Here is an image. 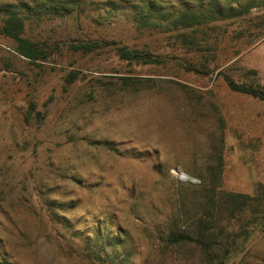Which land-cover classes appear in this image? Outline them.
Segmentation results:
<instances>
[{"label":"rangeland","instance_id":"374dc122","mask_svg":"<svg viewBox=\"0 0 264 264\" xmlns=\"http://www.w3.org/2000/svg\"><path fill=\"white\" fill-rule=\"evenodd\" d=\"M22 1L0 0V29L5 5ZM136 1L77 0L54 16L34 10L23 37L48 47L44 61L18 55L0 33V236L16 264H91L73 235L86 234L94 218L127 233L133 264H173L158 252V230L183 205L181 190L199 183L221 135V188L252 195L264 184V101L224 81L264 86V0L194 32L138 28L128 8ZM86 41L115 42L156 62L122 61L110 47L69 48ZM69 73L77 77L70 84Z\"/></svg>","mask_w":264,"mask_h":264},{"label":"trees","instance_id":"16d2710c","mask_svg":"<svg viewBox=\"0 0 264 264\" xmlns=\"http://www.w3.org/2000/svg\"><path fill=\"white\" fill-rule=\"evenodd\" d=\"M84 1V0H83ZM195 1V0H194ZM197 1V0H196ZM224 7L220 0H198L197 6L183 10L172 9L156 0H138L130 4L129 10L140 29H153L164 26L170 31L202 28L204 23L219 18H238L258 4L255 0L240 3V0H228ZM77 0H27L19 5L6 4L2 17L0 33L15 43V52L30 62L44 61L48 56V47L23 37L25 21L32 12L62 15L68 6ZM207 4L206 7L204 6ZM236 3L237 7L232 4ZM70 4V5H69ZM115 6V5H114ZM112 48L118 58L126 62H156L148 52L130 50L115 42L86 41L70 45V50L82 54L96 53L104 48ZM186 70L199 72L193 67ZM205 75V73L201 72ZM75 73H69L66 83L76 80ZM224 81L231 92L264 101V86L252 83H238L229 76ZM221 123L223 121L221 119ZM221 135L212 146L211 155L204 173L195 178L198 184H192L193 191L181 190L180 204L170 221L162 231L158 230L159 240L164 243V251L171 253L173 264L196 261L197 264H264V184L258 183L252 195L225 191L221 188V176L224 168V140ZM53 209L65 213L63 203L48 201ZM182 207V209H180ZM191 208V209H190ZM67 229L72 225L66 217H58ZM58 217V218H57ZM89 231L76 230L73 237L83 240L84 248L94 258L91 264H133V250L128 244V235L121 227L107 224L100 218L92 219ZM113 227L115 228L113 230ZM164 234V237H162ZM5 240L0 236V264H16L6 256Z\"/></svg>","mask_w":264,"mask_h":264},{"label":"water","instance_id":"95a60500","mask_svg":"<svg viewBox=\"0 0 264 264\" xmlns=\"http://www.w3.org/2000/svg\"><path fill=\"white\" fill-rule=\"evenodd\" d=\"M175 172H176V170H175ZM186 178H188V176H187V175H185V174H184V177H182V176H179V179H180V180H184V179H186Z\"/></svg>","mask_w":264,"mask_h":264},{"label":"bare ground","instance_id":"6f19581e","mask_svg":"<svg viewBox=\"0 0 264 264\" xmlns=\"http://www.w3.org/2000/svg\"><path fill=\"white\" fill-rule=\"evenodd\" d=\"M179 176H182V177H184V174H182V173H181V175H179ZM186 179H188V178H186ZM184 180H185V179H184Z\"/></svg>","mask_w":264,"mask_h":264}]
</instances>
